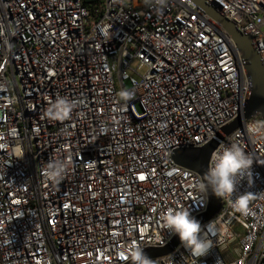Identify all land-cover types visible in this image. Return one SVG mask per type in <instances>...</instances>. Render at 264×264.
<instances>
[{"label":"built area","instance_id":"obj_1","mask_svg":"<svg viewBox=\"0 0 264 264\" xmlns=\"http://www.w3.org/2000/svg\"><path fill=\"white\" fill-rule=\"evenodd\" d=\"M205 1L264 63V0ZM244 64L193 0L163 11L153 0H0V264H129L132 244L169 245V208L196 218L209 207L175 152L207 146L243 113ZM60 98L68 120L46 115ZM244 147L252 170L202 223L218 229L205 233L213 248L193 257L181 243L154 264H264V148ZM59 159L68 169L53 182ZM245 195L243 213L233 203Z\"/></svg>","mask_w":264,"mask_h":264},{"label":"clouds","instance_id":"obj_2","mask_svg":"<svg viewBox=\"0 0 264 264\" xmlns=\"http://www.w3.org/2000/svg\"><path fill=\"white\" fill-rule=\"evenodd\" d=\"M155 7L163 11L166 0H153ZM5 34L11 36L12 29L5 26ZM73 104L64 98L55 101L47 110L46 115L53 120H68L71 118ZM244 137L253 145L264 148V115H254L248 120L243 130L237 129L227 137V142L222 143L212 153L207 171L202 180H198L195 187L199 192L211 190L217 197L231 196L236 191L239 181H242L252 170L255 161L253 155L245 150ZM68 169V162L59 159L51 162L47 169L48 178L53 182L64 179ZM248 197L241 196L233 206L237 211L246 213ZM164 228L177 235L184 248L193 257L205 256L213 248L214 242L205 233L218 231L213 221L202 225L191 215L188 208H169L162 216ZM130 264H154L144 252V248L138 244H132L127 250Z\"/></svg>","mask_w":264,"mask_h":264},{"label":"water","instance_id":"obj_3","mask_svg":"<svg viewBox=\"0 0 264 264\" xmlns=\"http://www.w3.org/2000/svg\"><path fill=\"white\" fill-rule=\"evenodd\" d=\"M193 1L197 6L201 7L206 13L215 19L231 36L244 59L246 75L251 82V96L243 113L235 121L223 128L222 134H218L217 137L207 146L175 152V159L179 165L198 173L203 179V175L207 171L213 151L225 136L230 135L233 131L239 128L242 125L243 120H250L254 115H264V63L257 49L254 47L251 35L242 33L232 20L227 18L219 9L208 4L205 0ZM207 194L209 197L208 210L206 213L196 217L201 224L215 217L222 208L220 197H217L211 192V190H209ZM180 244L181 241L176 235L172 242L166 247L150 248L144 252L150 259L165 257L171 254Z\"/></svg>","mask_w":264,"mask_h":264},{"label":"rangeland","instance_id":"obj_4","mask_svg":"<svg viewBox=\"0 0 264 264\" xmlns=\"http://www.w3.org/2000/svg\"><path fill=\"white\" fill-rule=\"evenodd\" d=\"M137 66H138V63L135 62L134 65H133L132 67H133V68H136ZM144 71H145V69H141V70H139V73H140V74H143ZM128 73H129L131 76H134V77L138 78V75L135 74L132 70H129ZM127 85L129 86V83H128Z\"/></svg>","mask_w":264,"mask_h":264}]
</instances>
